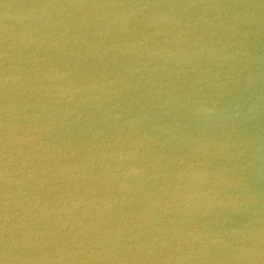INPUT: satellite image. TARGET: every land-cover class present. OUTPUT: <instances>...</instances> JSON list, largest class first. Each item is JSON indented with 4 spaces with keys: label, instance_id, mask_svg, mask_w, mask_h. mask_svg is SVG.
<instances>
[{
    "label": "water",
    "instance_id": "water-1",
    "mask_svg": "<svg viewBox=\"0 0 264 264\" xmlns=\"http://www.w3.org/2000/svg\"><path fill=\"white\" fill-rule=\"evenodd\" d=\"M0 264H264V0H0Z\"/></svg>",
    "mask_w": 264,
    "mask_h": 264
}]
</instances>
